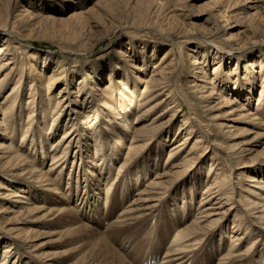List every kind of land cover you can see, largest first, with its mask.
Segmentation results:
<instances>
[{"label": "rangeland", "instance_id": "1", "mask_svg": "<svg viewBox=\"0 0 264 264\" xmlns=\"http://www.w3.org/2000/svg\"><path fill=\"white\" fill-rule=\"evenodd\" d=\"M96 1L0 0V46L7 39L11 42L10 52L11 48L14 49L19 59L23 57L22 59L30 61L27 58L28 55L32 54L34 56L31 58V64L34 61V65L27 63L24 68V72L25 69L27 70V80L33 78V76L36 79V74H40L41 77H44L46 73L54 72L55 74L58 67L61 66V70L65 71L66 80L64 82L61 81V84L58 85L53 95V101L55 100V93L62 90V87L65 86L64 83L68 86H73L75 82L85 77L86 81L81 83L90 86L89 82L91 79L97 75L104 76L109 63L120 60L118 53L121 51L126 52V59L130 63L134 62L141 66L142 59L147 60V65L145 68L143 67V73L147 76L154 69L152 67L154 63H159L164 56H168L166 63L168 62L171 65V70L174 64H176L173 81L177 87L178 94L187 99L188 105L183 106V111L179 113L177 119L175 120V117H173L170 125L166 126L154 141H150L145 151L139 155V158H142V162L139 163L137 168H130L129 165L125 167L129 170L127 177L130 184L137 186L135 188L136 191L142 190L154 180V174L161 172V164L165 161L170 146L183 138L184 132L182 134L179 133L183 114L195 117L194 120H191L194 122L195 120L201 121L204 125L206 124L205 127L207 129H212L210 139L213 140L214 145L211 141L206 140L207 144L204 141V145L206 144L208 151L204 156L200 157V164H194V160L189 162L183 169L181 168V172L171 181L174 186L171 187L170 193L174 194L176 200V202L169 201V206L172 210L174 208L179 210L185 203V200L181 199V192L184 186L188 187L190 182H192V185L197 187L194 189V194H190L193 198L192 203L189 201L191 211L186 215V218L182 221L184 223L179 228L188 224L197 213L196 210L203 196L204 186L206 185L204 177H207V170L211 163L216 168L215 171L213 170L214 174L221 170L226 171L230 169L224 149L230 148L229 150L235 153L246 142L252 141L249 143L252 150L245 154L241 159L242 164L236 167L240 171H243L242 175L238 174L240 172L238 169H233L230 179L237 181L236 185L241 187L245 182L244 175H254V173L250 172L255 171L264 180V98H262L263 104L259 111L263 113V118L259 112L257 113L258 120H254L246 114L247 111H252L256 108L257 95L261 89L264 90V81L260 78V74L264 75V70L260 69L257 65L258 61H261V66L264 68V0H100V4H96ZM24 7L30 8L31 11L39 12L42 15L38 24L33 23L30 26H22L14 22L17 14ZM225 7H227L226 14L224 17H221L220 15L224 12ZM205 53H207L206 56H208L209 63L203 66L206 77L210 78L213 77V64L217 62L219 57H224L218 68L217 75H214V81L216 82L215 91H223L227 96L226 99H231V102L228 103L230 105L210 103L213 106L208 109L192 105L200 100L196 98L199 94L194 91L195 89L191 90L190 87V81L195 80L198 83V80L194 79L195 67L198 64L191 62L194 59L199 60V57L202 61L204 59L202 54ZM152 54H154V57ZM247 62H254L253 65H255L254 69L250 70L248 74L244 70L246 69L245 64ZM28 66L29 69H27ZM234 67H237V69L234 70ZM171 75L169 74L168 77ZM198 75H203V72H199ZM149 77L147 78V84L148 82L151 84ZM37 81L39 87L35 90L36 93H38L40 86L42 87L44 84L39 83V80ZM244 82L246 85L251 86L249 93L234 88L235 86L239 88L244 86ZM21 83L23 85L24 83L26 85L29 84L25 79H22ZM141 84H139V87ZM29 97L25 92L24 100L31 99V96ZM215 100L219 101L218 99ZM38 101L39 99L33 108V113H31V126L35 130L39 127L42 135L49 138V135L46 136L47 130H51V133L55 129L51 128V119L48 111L38 108ZM241 105L247 110L234 111L239 110ZM25 111L26 113L24 111H15L20 116L14 118L11 122L14 121L16 124L17 120L21 118L25 123L28 109H25ZM238 113L245 115L240 117L241 121L236 124L239 129L234 132L227 131L224 133L227 130V128H223L224 125L221 127L212 125V122L231 123V121H236L232 119H236L239 115ZM93 114L96 116L97 113L93 112ZM93 114L90 117H94ZM152 116L149 115L148 119L151 120ZM64 119H66V116H64L63 122L65 121ZM111 124L110 131L115 133L117 125ZM19 127H22V124L18 123L16 125V128ZM62 128L64 127L62 126ZM60 130L59 134H54L49 138L50 144L45 146L43 154L46 153V150H52V144L63 131L62 129ZM130 130L132 131L133 129ZM131 131H127V137H124L125 144L119 150L120 152H118L119 155L116 161H111L112 155L116 157V154L113 150L110 152L108 147L106 148L105 137L102 135V138H104L101 140L99 137V141H102V144H104L99 148L102 152L105 151L106 153L102 160L110 166V173H107L106 177L108 179L112 178V189L117 187L118 180L124 172L123 169L120 176L115 177L117 166L119 162H122V156L125 152L124 146L129 141ZM21 134L19 132L17 141L21 140ZM29 134L30 132H28ZM197 134L196 132L195 135L191 136L188 147L191 146ZM111 139H113V136H111ZM38 140H42L41 135L34 136L33 141ZM80 140L88 141L91 139L81 137ZM208 142L210 143L208 144ZM160 143L163 144L162 149L157 146ZM72 144L70 154L74 152V146L77 144L76 140ZM94 147L95 145H91L89 151L82 153V157H87L88 154L93 157L94 152L92 149ZM29 148H32V146L29 145ZM151 149L153 152L152 157ZM155 152L158 154V158L153 157L156 154ZM198 152L197 150L195 154H198ZM82 157L80 155L74 158L68 156V165H65L63 169V186H67L66 178L69 174L74 179L71 200L68 204L75 205L76 202L79 203V210L76 211V213L79 212L77 213V218L79 222L85 223L79 230H75L70 238L62 235L60 233L62 230L57 226L58 224L53 223L52 216L47 215V210L49 209L47 207L54 204L49 199V201L44 200L45 198L42 197L44 191L38 188H28L24 191L31 200V202L28 201L30 203L29 207L42 203L46 209L32 214L9 213L3 219L4 222L11 221L17 223L20 231L19 238L25 241V245L28 246L29 242L34 244V247H28L31 250L35 248V251H38L42 256L50 261L54 260L55 264H90L93 260L97 264H103L101 260L103 255L101 254H104V252L99 253L101 243H98L97 239L100 238L101 233L104 235L108 223L116 217L119 211V209H114L110 210V213L107 214V205L103 200H99V194H96L92 189L90 191L89 188L86 189V182L82 179V171L79 172L77 177L76 169L77 171L79 170V162H81L79 158L82 159ZM145 162H147L146 167ZM35 163L38 164V158ZM49 163L50 157L45 158L43 165H41L42 168L46 169ZM242 167L244 168L240 169ZM103 173L105 174V172ZM83 174L85 173L83 172ZM46 175L55 178L56 172H47ZM191 178H193V181H191ZM4 179L5 183H11L14 191L21 193L23 185L17 179L8 177ZM211 179L212 177L209 176L207 182ZM76 184L78 185L76 186ZM61 190L63 189L61 188ZM241 191L247 196L250 195L248 191ZM134 192L130 193L131 199L135 198ZM237 198H239L238 195L235 196V199ZM250 198L255 199V197ZM111 199L112 197L109 196L108 200ZM21 212H24V210ZM88 213H93V216L91 215L88 218ZM230 214L222 223L225 225L224 229L216 227L218 234L216 233L215 239H213L214 244H224L225 248L229 247L231 242L230 236L233 234L231 224L234 216L233 213ZM237 217L242 220L243 214L241 213ZM149 221L147 225L132 232L133 245L138 244L134 246L132 252L135 254L132 258L129 256L130 253L123 252V254L121 252L122 256L131 264H148L151 262L157 264L167 245L166 239L172 236L168 234L165 237V232L157 233L154 231L158 222L157 218L150 219ZM5 224L7 223H2V225ZM172 230L175 231V225L171 227L168 233L173 234ZM251 234L249 232L242 240L247 237L245 241L250 243L254 239V233L253 235ZM1 236L0 258L4 255L6 256L5 259L8 260L11 257L8 258L7 255L15 252V256L26 261L23 264H33L29 263L31 253L25 246L18 244L20 242L19 239L7 237V234L0 225ZM220 237L223 241L219 239ZM119 239L112 240L109 238V243L115 248H119ZM8 246L12 252H5V248H8ZM263 251L264 240H262L261 247L259 248L260 253ZM260 253L254 254L255 262L259 264L264 262ZM220 254L221 252H217L216 258ZM130 258L132 259L131 261ZM216 258L208 264H216ZM197 259L200 262L206 261L204 260L206 257L203 255L197 256Z\"/></svg>", "mask_w": 264, "mask_h": 264}, {"label": "bare ground", "instance_id": "2", "mask_svg": "<svg viewBox=\"0 0 264 264\" xmlns=\"http://www.w3.org/2000/svg\"><path fill=\"white\" fill-rule=\"evenodd\" d=\"M95 3L100 4V0ZM226 9L227 7L220 15L221 17L225 16ZM40 16L42 15L39 12H33L30 8L24 7L17 14L14 22L22 26H30L33 23L38 24ZM10 45L11 42L6 39L0 46V225L7 237L19 239L20 242L18 244L25 246L31 253L29 263L55 264L54 260L50 261L42 256L38 251H35V248L31 250L29 247H34V244L28 241L29 247L26 246L25 241L19 238L20 231L17 223L4 222L5 215L9 213L32 214L46 209L42 203L29 207L31 200L24 192L28 188L41 189L44 191L42 194V197L45 198L44 200L49 199L54 204L47 207L49 208L47 215L52 216L53 223L58 224L57 226L62 230L60 233L70 238L74 231L79 230L85 223L79 222L77 218V213L79 212L76 213V211L79 210V203L76 202L75 205L68 204L71 200L74 179L69 174L66 178L67 186H63V169L65 165H68V156L74 158L80 155L82 157L84 151H89L90 146L95 145L92 149L94 152L93 157L88 154L87 157L79 158V161H81L79 162L80 168L77 167L79 170L77 171L76 169V174L78 177L79 172L82 171V179L86 182V189L89 188V191L92 189L96 194H99V200H103L107 205V214L110 213V210L119 209L116 217L105 228L104 235L101 233L100 238L97 239L98 243H101L99 253L104 252V254H101L103 255L101 259L103 264H131L122 256V253H130L129 256L131 258L135 254L132 252L136 245H133L132 242V232L139 230L147 225L150 219L155 218H157L158 222L154 231L157 233L165 232V237L168 234H170L169 236L172 235L166 239L167 245L157 264H208L215 260L217 252H221V254L216 258V264H259L255 262L254 254L260 253L259 248L262 240H264V180L255 171L250 172L254 173V175H244L245 182L241 187L236 185L237 181L230 179L233 169H238L236 167L242 164L241 159L247 152L252 150L249 144L252 141L246 142L235 153H232L229 150L230 148L224 149L230 169L221 170L214 174L216 168L211 163L207 170V177H204L206 185L196 210L197 213L182 228H179V226L184 223L182 221L191 211L189 201L192 203L193 198L190 194L197 187L193 186L192 182H190L188 187L184 186L181 192V199H184L185 203L179 210H176V208L172 210L169 206V201L176 202V200L174 194L170 193L171 187L174 186L171 181L189 162L194 160V164H200V157L204 156L208 151L206 140L211 141L213 144V140L210 139L212 135L211 128L207 129L205 127L206 124L204 125L201 121L195 120L194 122L195 117L183 114L182 125L179 127V133L182 134L184 132L183 138L170 146L167 157L161 164V172L154 174V180L146 188L139 191H136L135 188L137 186L131 185L128 180L129 170L125 166L129 165L130 168H137L139 163L142 162V158H139V155L145 151L150 141H154L159 133L170 125L173 117H175V120L177 119L179 113L183 111V106L188 105L187 99L178 94L177 87L173 81L176 64L171 70V65L168 62L166 63L168 56H164L159 63H154V66H152L154 69L150 71L149 77L143 73V67L145 68L147 65V60L143 58L141 66L134 62L130 63L126 59V52L121 51L118 53L120 60H115L116 62L113 63L110 62L104 76L97 75L91 79L89 82L90 86L81 83L86 81L85 77L75 82L73 86H68L64 83L65 86L62 87V90L55 93V100L53 101V95L58 85L61 84V81L64 82L66 80L65 71H62L61 66H59L55 74L54 72L46 73L44 77L36 74V79L39 80V83H44L38 89V93H36L35 90L39 87L38 81L35 76H33L34 79L30 78L27 80V70L25 69L24 72L27 63L34 65V61L31 64V58L34 56L27 54V58L30 61L22 59L23 57L19 59L14 49L11 48L12 53L10 52ZM206 55L207 53L202 54V57H204L202 61L199 57V60L194 59L191 62L198 64L195 67L194 79H197L199 84L193 80L190 81V87L191 90L195 89L194 91L199 94L196 98L200 100L192 105L206 109L213 106L210 103L230 105L228 103L231 102V99H226L227 96L223 91H215L216 82L214 78L224 57H219L217 62L213 64V77L210 78L206 77L203 66L209 63ZM152 56L154 57V54ZM253 64L254 62L245 64L246 69L244 70L247 74L254 69L255 65ZM257 65L264 70L261 66V61H258ZM27 69H29V66ZM236 69L237 67H234V70ZM199 72H203V75H198ZM169 74H172V77H168ZM148 77L151 79V84L149 82L147 84ZM260 78L264 81V75L260 74ZM22 79L29 82L28 86L25 83L24 85L21 83ZM139 84H141L140 87ZM244 84L246 85L245 82ZM245 85L240 88L235 86L234 88L249 93L251 86ZM25 92L28 98L31 96V99L24 100ZM263 92L264 90L261 89L257 95L256 108L246 113L248 117L250 116L254 120L259 119L257 113L262 108ZM38 99V108L48 111L51 119V128L55 129L51 133V130H47L46 136L49 135L50 138L54 134H59L60 129L63 130L58 139L52 144V150H46L45 154H43V150L45 146L50 144V139L42 135L39 127L35 130L31 126V113H33V108ZM215 99H218L220 103ZM240 107L239 110L234 111L247 110L242 105ZM25 109H28L25 123L21 118L17 120L16 124L14 121L11 122V120L20 116L15 111H24L26 113ZM93 112L97 113L96 116H94ZM92 114L94 117H90ZM238 114L236 119H232L236 121H231V123L212 122V125L217 127L224 125L225 127L223 126V128H227L224 133L227 131L234 132L239 129L236 124L241 121L240 117L245 115L242 113ZM259 114L263 118V113L259 112ZM149 115H153L151 120L148 119ZM167 115L168 117L166 118ZM64 116H66V119L63 122ZM18 123L22 124V127L16 128ZM111 123L117 125L115 133L110 131ZM130 129L133 130L131 131ZM127 131H131V135L126 146H124L125 152L122 156V162H119L117 166L115 177H119L123 169L124 172L118 180L117 187L112 189V178L108 179L106 177V174L110 173V166L102 160L106 153L99 148L104 145L102 141H99V137L100 140L105 137L106 148L108 147L110 152L113 150L116 154V157L112 155L111 161H116L119 150L125 144L124 137H127ZM19 132L22 133L20 135L21 140L17 141ZM28 132H30L29 135ZM107 132L108 134H106ZM196 132L198 133L197 136L191 146L188 147L191 136L195 135ZM36 135H41L42 140L33 141ZM102 135L104 136L103 138ZM111 136H113V139H111ZM81 137L90 138L91 140L81 141ZM74 140H76L77 144L74 146L73 154H70ZM204 141L206 142L205 145ZM29 145L32 148H29ZM157 146L162 149L163 144L160 143ZM197 150L199 152L195 154ZM152 155L151 149V157ZM47 157H50V163L44 169L41 165H43ZM153 157L158 158V154L156 153ZM37 158L38 164L35 163ZM101 160L102 162H100ZM146 166L147 162H145ZM47 172H56V177L51 178V174V177L47 176ZM242 172L240 171L238 174L241 176ZM209 176L212 179L207 182ZM5 177L17 179L23 185L21 193L14 191V187L10 182L5 183ZM192 179L191 181H193ZM241 190L248 191L250 195L247 196ZM131 192H134L135 198L131 199ZM237 195L239 198L235 199ZM109 196L112 197L111 200H108ZM250 197H255V199ZM23 210L24 212H21ZM239 211L243 214L242 220L239 217L236 218V216L241 214ZM230 213H233L234 216L231 224L233 234L230 236L229 247L225 248L224 244H214L213 239H215L217 228H225L222 223ZM91 215L93 216V213H88L87 217L89 218ZM160 215L162 216L159 217ZM2 223L7 224L2 225ZM174 225L175 231L172 230L173 234L168 233ZM249 232L250 234L252 233L251 235L254 233V239L247 243L248 241H245L247 237L244 240L242 239ZM221 233L223 232L221 231ZM109 238L112 240L120 238L118 243L120 249L111 245ZM219 239L223 241L221 237ZM5 252L9 253L12 250L8 246V248H5ZM14 253L7 255L8 258L11 257L8 260L5 259L6 256L2 255L0 264L26 263L22 258L15 256ZM263 254L264 251L260 253V256L263 257L264 261ZM199 255L205 256L206 259L204 260L206 261L200 262L197 259ZM131 258L130 261L132 260ZM90 264L97 263L93 260ZM260 264H264V262Z\"/></svg>", "mask_w": 264, "mask_h": 264}]
</instances>
